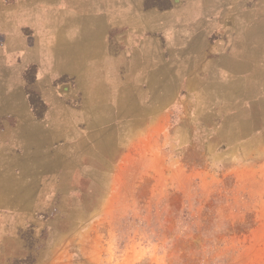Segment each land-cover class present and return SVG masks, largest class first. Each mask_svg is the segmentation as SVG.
I'll return each instance as SVG.
<instances>
[{
    "label": "rangeland",
    "instance_id": "374dc122",
    "mask_svg": "<svg viewBox=\"0 0 264 264\" xmlns=\"http://www.w3.org/2000/svg\"><path fill=\"white\" fill-rule=\"evenodd\" d=\"M94 1L148 40L85 78L68 0H0V264H264V0Z\"/></svg>",
    "mask_w": 264,
    "mask_h": 264
},
{
    "label": "crops",
    "instance_id": "0c3cea01",
    "mask_svg": "<svg viewBox=\"0 0 264 264\" xmlns=\"http://www.w3.org/2000/svg\"><path fill=\"white\" fill-rule=\"evenodd\" d=\"M117 6L118 3L114 5L113 2L111 6L113 8L109 10L108 8H103L100 1L68 0V6L62 7L64 15L62 19L63 26L60 29L65 28L66 30L65 38L62 35V38L66 39V41L61 43L63 49H61L60 53L67 70L73 69L77 64L78 71L81 72L79 75L85 78L88 77L92 70L91 64L106 58L108 32L116 31L119 26V29L123 30L122 39L125 47L134 45L142 47L147 42L148 38L145 39L146 36L143 34L144 28L140 27L143 24H140L139 28L135 29V35L133 23L131 22L132 11H128L130 10L128 7L125 8V11H119ZM156 14L158 20L160 19V14L164 16L163 21L158 23V26L164 31L166 30V36L170 40L176 37L184 38L185 31L180 23L177 21L167 22L166 13L164 12ZM122 15L125 17L123 18ZM45 28L51 29L52 27L50 28L46 24ZM192 44L195 48H200V44L194 42ZM127 52H130V50L126 48Z\"/></svg>",
    "mask_w": 264,
    "mask_h": 264
}]
</instances>
